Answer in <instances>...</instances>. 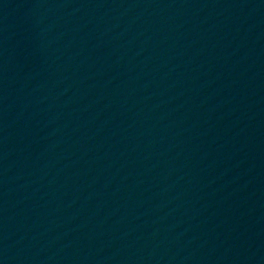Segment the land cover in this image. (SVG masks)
<instances>
[{"label": "water", "instance_id": "water-1", "mask_svg": "<svg viewBox=\"0 0 264 264\" xmlns=\"http://www.w3.org/2000/svg\"><path fill=\"white\" fill-rule=\"evenodd\" d=\"M0 264H264V0H0Z\"/></svg>", "mask_w": 264, "mask_h": 264}]
</instances>
